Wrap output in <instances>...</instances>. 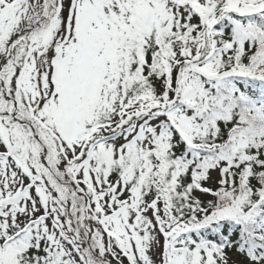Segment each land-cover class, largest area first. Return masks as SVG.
Wrapping results in <instances>:
<instances>
[{
    "label": "snow or ice",
    "instance_id": "snow-or-ice-1",
    "mask_svg": "<svg viewBox=\"0 0 264 264\" xmlns=\"http://www.w3.org/2000/svg\"><path fill=\"white\" fill-rule=\"evenodd\" d=\"M0 264H264V0H0Z\"/></svg>",
    "mask_w": 264,
    "mask_h": 264
}]
</instances>
